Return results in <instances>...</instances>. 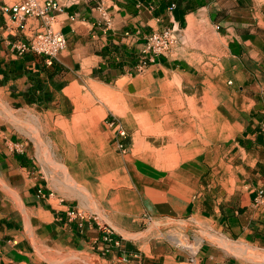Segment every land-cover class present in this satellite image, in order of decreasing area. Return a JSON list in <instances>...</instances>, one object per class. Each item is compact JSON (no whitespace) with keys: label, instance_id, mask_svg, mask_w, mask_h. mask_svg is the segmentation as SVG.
Returning a JSON list of instances; mask_svg holds the SVG:
<instances>
[{"label":"crops","instance_id":"0c3cea01","mask_svg":"<svg viewBox=\"0 0 264 264\" xmlns=\"http://www.w3.org/2000/svg\"><path fill=\"white\" fill-rule=\"evenodd\" d=\"M22 1L0 0V101L61 108L81 87L126 78L135 92L179 84L182 100L192 101L205 100L206 87L217 100L224 85L234 113L212 163L192 159L162 170L127 160L128 185L120 193L131 198V215L109 218L108 226L70 219L72 206L40 159L13 136L2 141L0 264H191L193 256L196 264H264V209L255 202L264 190V0H115L109 27L94 1L56 0L62 10L55 25L67 46L52 65L13 49L42 23L19 24L1 12ZM173 26L175 50L139 69L147 37ZM161 140L167 141H148ZM170 227L184 233H169ZM182 236L183 242L175 239Z\"/></svg>","mask_w":264,"mask_h":264},{"label":"rangeland","instance_id":"374dc122","mask_svg":"<svg viewBox=\"0 0 264 264\" xmlns=\"http://www.w3.org/2000/svg\"><path fill=\"white\" fill-rule=\"evenodd\" d=\"M127 84L124 78L103 88L81 87L61 108H29L0 101V143L13 136L20 148L40 159L61 198L96 218L88 221L104 226L111 223L109 218L119 221L131 215V198L120 193L128 185L127 160H146L162 170L192 159L212 163L221 157L222 150L216 145L227 139L234 113L224 85L219 99L213 100L212 87H206L205 100L192 101L182 100L179 84L162 83L138 92ZM118 126L127 132L125 150L115 143ZM159 137L167 141L149 145L150 138ZM60 140L71 144L74 151H64ZM68 157L71 169L66 166ZM168 231L184 233L173 227ZM180 239L183 242L185 236Z\"/></svg>","mask_w":264,"mask_h":264},{"label":"built area","instance_id":"2783aa9c","mask_svg":"<svg viewBox=\"0 0 264 264\" xmlns=\"http://www.w3.org/2000/svg\"><path fill=\"white\" fill-rule=\"evenodd\" d=\"M95 3L94 9L100 14L101 19L105 22L106 27L111 25V17L109 9L115 0H92ZM62 7L56 0H24L12 6H4L1 12L9 14L14 22L19 24L27 23L29 19L41 20L42 23L39 28L32 33L27 40H19L13 45V49L17 54L23 55L31 52L36 55H43L46 57L49 65L57 58V55L63 51L67 46V39L60 27L55 25L56 13L60 12ZM179 37L176 28L164 27L160 30L152 32L146 40L144 48L140 53L139 69L145 67L148 63H154L156 57L160 55H167L172 53L178 46ZM117 134L115 136L116 146L120 150H125V140L127 139V132L122 127L115 129ZM256 205L264 209V190H260L256 196ZM68 215L72 220H78L80 225L93 216L83 213L75 207H71ZM94 218V217H93ZM96 220V218H94ZM108 228V227H105ZM108 233L112 230L108 228ZM196 257V256H195ZM190 259L191 264H196V258Z\"/></svg>","mask_w":264,"mask_h":264},{"label":"bare ground","instance_id":"6f19581e","mask_svg":"<svg viewBox=\"0 0 264 264\" xmlns=\"http://www.w3.org/2000/svg\"><path fill=\"white\" fill-rule=\"evenodd\" d=\"M160 139H161V138H160ZM64 144H65V143H64ZM156 145H157V144H156ZM150 146H151V145H150ZM69 148H70V147H69ZM66 159H67V158H66ZM70 164H71V162H70ZM69 175H70V174H69ZM77 184H78V183H77ZM80 198H81V197H80ZM81 200H82V199H81ZM171 236H172V235H171ZM175 239L178 240V241H180V242L182 241V240L180 239V237H176Z\"/></svg>","mask_w":264,"mask_h":264}]
</instances>
